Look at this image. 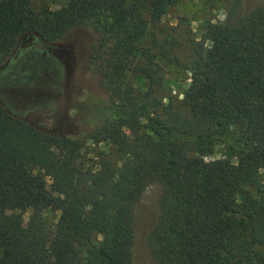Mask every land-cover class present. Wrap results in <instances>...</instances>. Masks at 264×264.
<instances>
[{
    "label": "trees",
    "instance_id": "16d2710c",
    "mask_svg": "<svg viewBox=\"0 0 264 264\" xmlns=\"http://www.w3.org/2000/svg\"><path fill=\"white\" fill-rule=\"evenodd\" d=\"M140 1L145 13L138 0L53 11L0 0V66L24 37L91 33L88 55L75 54L72 94L96 99L101 116L88 131L60 134L0 105V264H131L135 209L151 184L161 189L146 240L153 264H264V5L226 0V18L191 44L180 107L163 114L161 62L175 59L143 42L176 1ZM131 78L144 80L143 93ZM217 147L239 162L194 154ZM9 205L58 217L48 228Z\"/></svg>",
    "mask_w": 264,
    "mask_h": 264
},
{
    "label": "rangeland",
    "instance_id": "374dc122",
    "mask_svg": "<svg viewBox=\"0 0 264 264\" xmlns=\"http://www.w3.org/2000/svg\"><path fill=\"white\" fill-rule=\"evenodd\" d=\"M72 1L35 0V6L38 10L53 11L66 7ZM175 1L166 9L159 24L149 28L143 42L146 48L158 43L167 51L168 57L175 59L173 62H161L163 82L157 105L163 114L180 107L189 83L187 66L192 59L191 44L208 24L222 22L229 7L226 0ZM138 5L145 13L140 0ZM262 5L264 0H244L243 4L247 11ZM91 39V33L83 30L71 31L55 43L22 38L0 66V105L14 117L43 130L72 134L91 129L101 119L97 100L83 97L80 93L75 96L72 94L76 72L75 54L86 57ZM131 83L137 93L144 92L142 78H131ZM97 94L100 92L97 91ZM100 148L105 149V146ZM194 154L205 160L239 162L225 147H217L210 154L199 149ZM47 181L48 193L54 195L53 179ZM259 185L264 191V170L260 172ZM160 192L158 184L149 185L136 206L131 264H153L146 240L158 216ZM7 212L21 213L10 205L7 206ZM21 214L25 221L33 217L38 224L48 228L54 226L58 217L57 212L49 209H29Z\"/></svg>",
    "mask_w": 264,
    "mask_h": 264
}]
</instances>
